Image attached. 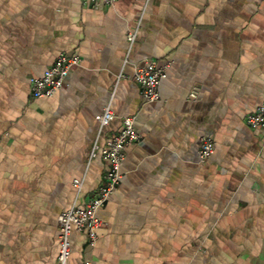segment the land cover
I'll return each instance as SVG.
<instances>
[{"label": "crops", "instance_id": "1", "mask_svg": "<svg viewBox=\"0 0 264 264\" xmlns=\"http://www.w3.org/2000/svg\"><path fill=\"white\" fill-rule=\"evenodd\" d=\"M64 51L80 64L34 98L30 79ZM148 59L171 62L155 101L134 77ZM263 101L264 0H0V264H58L59 215L99 189L108 163L89 154L127 115L141 138L96 244L72 231L70 262L264 264V132L246 123Z\"/></svg>", "mask_w": 264, "mask_h": 264}, {"label": "built area", "instance_id": "2", "mask_svg": "<svg viewBox=\"0 0 264 264\" xmlns=\"http://www.w3.org/2000/svg\"><path fill=\"white\" fill-rule=\"evenodd\" d=\"M118 0H83L89 7H98L99 4L114 5ZM139 25L132 27L128 32V40L133 44L138 35ZM81 58L78 54L61 52L54 64L49 66L41 76H33L30 79V92L34 98L51 97L67 84L70 72L80 64ZM170 61H158L148 59L140 64L135 71V80L141 87V95L146 101L160 99L159 86L166 76ZM199 88H194L191 98H196ZM116 114L110 106L98 115L101 127L108 125ZM122 127L110 135L106 144L100 146L97 143L93 146L90 160L100 152L107 160L108 167L103 176V182L99 189L84 203L83 206L73 205L59 215L60 227V252L58 264H73L70 262L72 254L71 234L74 229L86 231L91 245L98 240V228L102 221L98 216V210L107 202L110 195L119 186L122 178V164L126 156V149L129 144L140 140L141 134L136 126L135 116H123ZM246 123L254 129L264 132V101L255 110L246 116ZM216 142L210 135L201 138L200 157L206 160L214 153ZM76 185L81 186V181L76 180Z\"/></svg>", "mask_w": 264, "mask_h": 264}]
</instances>
